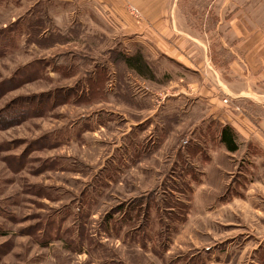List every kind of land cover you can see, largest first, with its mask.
<instances>
[{"label": "rangeland", "instance_id": "374dc122", "mask_svg": "<svg viewBox=\"0 0 264 264\" xmlns=\"http://www.w3.org/2000/svg\"><path fill=\"white\" fill-rule=\"evenodd\" d=\"M126 2L0 0V264H264V152L214 118L243 104L128 68Z\"/></svg>", "mask_w": 264, "mask_h": 264}, {"label": "crops", "instance_id": "0c3cea01", "mask_svg": "<svg viewBox=\"0 0 264 264\" xmlns=\"http://www.w3.org/2000/svg\"><path fill=\"white\" fill-rule=\"evenodd\" d=\"M126 4L143 15L142 21L126 28L131 31L127 42L135 44L142 60L152 62L145 48L199 73L201 79L213 80L203 81L205 95L221 92L243 104V111L214 117L234 132L238 146L234 153L245 148L250 154L255 149L264 152V8L249 0L244 5L239 0H127ZM240 137L246 145L238 144Z\"/></svg>", "mask_w": 264, "mask_h": 264}, {"label": "trees", "instance_id": "16d2710c", "mask_svg": "<svg viewBox=\"0 0 264 264\" xmlns=\"http://www.w3.org/2000/svg\"><path fill=\"white\" fill-rule=\"evenodd\" d=\"M125 63L128 68L132 69L140 76L144 73L145 69L148 71V66H146L145 62L142 60L139 54H137L136 56L125 58ZM218 141L219 144L222 145L226 149V151L230 153H234L238 149L235 135L232 129L228 126L220 128Z\"/></svg>", "mask_w": 264, "mask_h": 264}, {"label": "built area", "instance_id": "2783aa9c", "mask_svg": "<svg viewBox=\"0 0 264 264\" xmlns=\"http://www.w3.org/2000/svg\"><path fill=\"white\" fill-rule=\"evenodd\" d=\"M132 12H133V13H134V12L137 13V10L133 9Z\"/></svg>", "mask_w": 264, "mask_h": 264}]
</instances>
